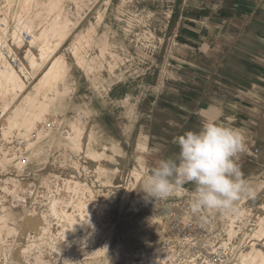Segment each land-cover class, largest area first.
<instances>
[{
    "label": "rangeland",
    "instance_id": "1",
    "mask_svg": "<svg viewBox=\"0 0 264 264\" xmlns=\"http://www.w3.org/2000/svg\"><path fill=\"white\" fill-rule=\"evenodd\" d=\"M45 40L56 54L24 92L0 86V264H161L167 211L194 184L148 200L143 179L205 122L245 131L252 195L235 206L253 196L260 216L240 262L264 252V0H0L14 66Z\"/></svg>",
    "mask_w": 264,
    "mask_h": 264
},
{
    "label": "clouds",
    "instance_id": "2",
    "mask_svg": "<svg viewBox=\"0 0 264 264\" xmlns=\"http://www.w3.org/2000/svg\"><path fill=\"white\" fill-rule=\"evenodd\" d=\"M246 135L241 128L205 122L198 131H187L178 138L175 157L160 159L144 177L142 192L148 200H167L194 184L189 208L235 212L242 194L252 195L237 163L245 149Z\"/></svg>",
    "mask_w": 264,
    "mask_h": 264
},
{
    "label": "built area",
    "instance_id": "3",
    "mask_svg": "<svg viewBox=\"0 0 264 264\" xmlns=\"http://www.w3.org/2000/svg\"><path fill=\"white\" fill-rule=\"evenodd\" d=\"M245 155L246 149L238 159ZM190 199L191 194L181 196L167 211L169 235L155 248L161 264H239L260 216L249 204L253 196L242 199L237 210L227 214L206 209L192 212Z\"/></svg>",
    "mask_w": 264,
    "mask_h": 264
},
{
    "label": "bare ground",
    "instance_id": "4",
    "mask_svg": "<svg viewBox=\"0 0 264 264\" xmlns=\"http://www.w3.org/2000/svg\"><path fill=\"white\" fill-rule=\"evenodd\" d=\"M54 25L55 26H53L49 30V32H46V33H49V35H52V36L55 35L57 37H62V35H63L62 31L63 30H61V24L56 23ZM15 36L18 39V37H19L18 34H15ZM19 39L21 41V38H19ZM54 54H56L55 49L51 48V46H48V40H45V42L40 47L39 56L38 55L36 56V55L31 53L28 57L27 67H23L22 64L21 65L17 64V66H14L13 65L14 61L8 59L9 57H7L6 54L0 52V86H4V88L6 87V92H8V93L9 92L14 93V92L18 91V94H19V93L24 92L25 81L22 80V78L20 79V76L25 74V73L27 74L29 69L34 70V68L39 67L42 63L44 64V62H46ZM64 63H65V59L62 56H57V59L54 61V63L52 65H50L49 68L44 72V75L40 80L41 84H43V86H44V85H46V83L51 81L53 78L58 77L61 69L64 67ZM6 125H7V128L10 129L11 124L7 122ZM29 223L31 226L32 222H29ZM85 224H86V222H83L81 226H84ZM25 232H26L25 233L26 236H28V237L30 236L31 239L34 238L33 234L30 235V231H25ZM27 233H29V235ZM30 242H32V240H30ZM26 246H29V245H26ZM27 248H29V247H27ZM26 254H27L26 251H22L20 253V255L18 253L16 255L17 256L19 255L20 258L22 259L25 257ZM22 260L23 261L21 262V264H43L40 261H38V259L37 260L36 259L35 260L34 259L33 260L22 259ZM239 264H264V252H258L256 255L252 256L251 258H248V260L245 257H243L242 261Z\"/></svg>",
    "mask_w": 264,
    "mask_h": 264
}]
</instances>
